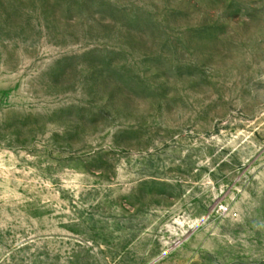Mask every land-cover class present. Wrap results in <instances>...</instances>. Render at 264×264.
<instances>
[{"label": "rangeland", "instance_id": "rangeland-1", "mask_svg": "<svg viewBox=\"0 0 264 264\" xmlns=\"http://www.w3.org/2000/svg\"><path fill=\"white\" fill-rule=\"evenodd\" d=\"M0 264H264V0H0Z\"/></svg>", "mask_w": 264, "mask_h": 264}]
</instances>
